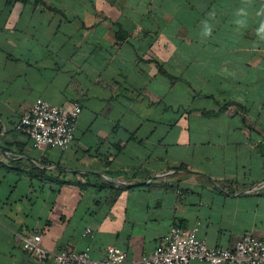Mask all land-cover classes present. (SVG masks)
<instances>
[{
  "label": "crops",
  "instance_id": "obj_1",
  "mask_svg": "<svg viewBox=\"0 0 264 264\" xmlns=\"http://www.w3.org/2000/svg\"><path fill=\"white\" fill-rule=\"evenodd\" d=\"M39 99L81 104L69 149L16 129ZM198 224L264 239V0H0V264H54L34 233L133 261Z\"/></svg>",
  "mask_w": 264,
  "mask_h": 264
},
{
  "label": "built area",
  "instance_id": "obj_2",
  "mask_svg": "<svg viewBox=\"0 0 264 264\" xmlns=\"http://www.w3.org/2000/svg\"><path fill=\"white\" fill-rule=\"evenodd\" d=\"M81 113L82 107L78 102L54 106L39 99L22 115L16 129L27 136L36 148L47 145L65 151L74 142ZM177 193L184 197L181 191ZM91 233V229L87 228L85 234ZM19 239L24 251L40 261L52 258L54 264H190L193 261L206 264H264V239L245 235L234 250L210 248L199 236V224L192 228L173 226L157 249L133 261L128 260L124 250L115 246L107 247L103 258L94 259L89 249L78 251L64 248L51 252L41 245L39 233Z\"/></svg>",
  "mask_w": 264,
  "mask_h": 264
},
{
  "label": "trees",
  "instance_id": "obj_3",
  "mask_svg": "<svg viewBox=\"0 0 264 264\" xmlns=\"http://www.w3.org/2000/svg\"><path fill=\"white\" fill-rule=\"evenodd\" d=\"M183 228H185V227H183Z\"/></svg>",
  "mask_w": 264,
  "mask_h": 264
}]
</instances>
